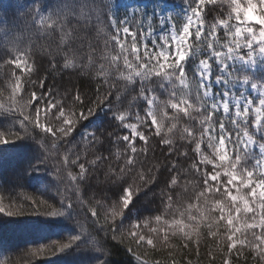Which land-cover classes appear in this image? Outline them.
I'll return each instance as SVG.
<instances>
[{
    "label": "snow or ice",
    "instance_id": "6c2138e0",
    "mask_svg": "<svg viewBox=\"0 0 264 264\" xmlns=\"http://www.w3.org/2000/svg\"><path fill=\"white\" fill-rule=\"evenodd\" d=\"M184 3L179 17L149 15L141 9L117 17L114 0H57L48 10L40 3L28 10L37 39L42 34L48 41L46 49L41 46L49 57L48 69L33 58L35 45L19 47L23 36L0 50V80L12 85L9 103L0 105V117L12 118L0 131V144L29 137L40 145V138L50 134L53 146H64L54 179L61 184L67 180L68 186L63 192L56 189L61 196L57 209L41 212L39 206L47 201L25 197L31 200L29 211L18 198L6 196L10 203L0 201V214L75 219L76 208L87 210L95 201L89 217L93 225L99 207L111 209L106 222L112 221L95 232L111 231L115 240L129 206L159 180L163 208L154 217L158 227H152V217L129 223L128 236L137 247H165L179 236L185 247L195 238L198 250L206 220L208 235L226 243L223 264H235L246 251L264 264V78L254 75L257 67L264 68V0ZM101 23L110 29L104 32L102 48L96 38ZM68 70L102 76L107 87L103 92L98 88L94 97L79 90L61 94L49 76ZM102 106L111 110V130L85 129L71 140L79 124ZM42 113L59 126L42 124ZM48 162L47 155L39 161ZM189 182L197 189V203L185 207ZM113 186L118 191L109 197ZM91 188L96 191L86 204L81 193ZM76 227L66 242L29 249L30 255L45 248L60 253L81 244L99 253L96 264H107L103 237L92 241L93 233L85 232L78 220Z\"/></svg>",
    "mask_w": 264,
    "mask_h": 264
},
{
    "label": "trees",
    "instance_id": "16d2710c",
    "mask_svg": "<svg viewBox=\"0 0 264 264\" xmlns=\"http://www.w3.org/2000/svg\"><path fill=\"white\" fill-rule=\"evenodd\" d=\"M154 0H149L151 4ZM167 2L170 6L177 7L178 10L185 8L184 0H161ZM107 2V0H105ZM42 5L43 10H48L54 7L57 0H0V50L11 48V41L21 40L19 44L22 49L28 48L29 44L35 45L32 49L34 52V59L39 58L43 62L45 69H48L47 57L44 54L41 46L47 47L48 41L43 38L42 34L37 39V29L32 27L31 20L28 19V10L33 6ZM101 29L99 36L96 38L100 41L101 48L103 47L104 32L110 29L104 23L98 25ZM5 32L8 33L5 36ZM96 35L95 33L93 34ZM220 35L223 36L221 30ZM30 37V40L27 39ZM54 47V45H53ZM31 66V61H29ZM105 73L109 72V65L105 62ZM189 70L192 68L191 60L188 61ZM18 71V70H17ZM50 71V69H49ZM44 71H41L40 76H44ZM262 72H254V75L259 78L263 76ZM23 79V78H22ZM32 79L36 80L33 76ZM55 80L56 85L61 94L74 93L79 90L82 93H87L93 96L99 88L101 92L107 87L102 86L103 77L89 74H80L76 70H68L64 72H55L49 76V82ZM39 81L37 80V85ZM27 87V85H25ZM11 83H6L0 80V105H7L11 96ZM39 90L38 88L36 89ZM163 98V97H162ZM171 111V110H169ZM143 115V112L141 113ZM113 116L109 107L102 106L86 120H83L77 129L72 133L71 140L79 139L85 129L101 131L104 129L111 130ZM12 118L7 119L0 117V131L7 129L11 123ZM41 123L50 124L53 127H58V122L49 116L45 118L41 114ZM125 134V132H121ZM148 135L149 133H145ZM35 135V134H34ZM59 135V133H57ZM137 146H140L139 141ZM59 148V154L57 152ZM91 152H95L92 149ZM116 152V149H113ZM107 155V153H104ZM159 149H157V155ZM49 157L48 165L41 164L39 161L43 156ZM58 155H64V146L57 144L53 146L52 137L49 134L47 137L40 138V145L35 139L25 137L23 139L15 140L14 142L0 144V201L5 205L10 201L6 198H18V203L23 204L31 211V200L25 197H32L37 200H45L47 204L40 205L39 211L48 212L60 207L61 196L57 194L56 189L59 188L62 192L68 186L67 180L65 183H58L53 176L55 166L58 162ZM151 156V153L149 154ZM92 158L91 153L89 159ZM154 162V161H153ZM110 163H116L115 156ZM105 170L102 168V171ZM73 172L77 171L72 169ZM63 178V177H62ZM15 183L19 179V184L12 186V180ZM103 177H101V182ZM97 187L100 185L93 181ZM83 187V186H82ZM163 187L161 181L150 185L143 192L136 197L133 203L129 206L123 219L122 226L117 233L116 239H112V232L96 233L95 229L101 226L107 228L112 223L111 219L106 222V217L111 209L96 208L99 213V219L93 225L90 217L91 208L96 207V202L92 204L87 210L83 208H76L74 215L75 219L70 216L64 217H47L43 215H22V216H6L0 214V264H96L99 253L90 249L84 248L81 244H77L63 252H57L55 249L49 250L45 248L42 253L35 256L30 255L29 249L45 246L53 241H67V239L77 233V220L83 225L85 232H92V241L97 240V236L103 237L101 243L109 251L107 256V264H223V259L227 251L226 243L217 237L208 235V228L205 223L201 224L200 231L202 233L199 239V249L197 250L195 238L193 242L185 247V241L179 236L170 238V243L165 246H157L156 248L150 246L137 247L134 242L130 241L128 236L129 223L143 220L145 217H152V227L156 228L154 217L160 214L158 208L162 209L163 205L160 201V189ZM197 189L189 182L185 192L184 205L188 203L195 205L197 203L194 192ZM95 188L88 189L81 194L84 196L85 203L91 199ZM110 192L106 195L109 197L115 195L118 189L113 186L109 188ZM71 195V192L64 193ZM218 198V197H217ZM75 199V197H73ZM211 199V198H210ZM51 205V208L48 206ZM177 207L176 205L173 206ZM201 210H203V202L201 201ZM197 210L193 208V212ZM213 215L219 216L218 212ZM165 219H170L165 217ZM184 223H187L185 221ZM116 224H119V218H116ZM145 231H147L145 229ZM223 232V229L219 230ZM132 248L133 251H128ZM211 253V255H210ZM10 257V259H9ZM139 257V259H137ZM246 257V259H245ZM21 260L18 263L15 261ZM235 264H257V261L251 256L249 252H245Z\"/></svg>",
    "mask_w": 264,
    "mask_h": 264
},
{
    "label": "rangeland",
    "instance_id": "374dc122",
    "mask_svg": "<svg viewBox=\"0 0 264 264\" xmlns=\"http://www.w3.org/2000/svg\"><path fill=\"white\" fill-rule=\"evenodd\" d=\"M141 5H143V2L140 0H123L122 3L121 2L116 3V6L114 7L113 11H114V13H117L116 10L120 7L123 10H126L127 12H131V10L136 9V6H141ZM170 12H172L171 9L163 7L160 10H157L156 14L157 15H168ZM256 71L264 73V68L257 67L254 72H256ZM262 75L263 76H261L259 78H264V74H262ZM125 134H127V133L125 132ZM10 180H12V179H10ZM13 181L14 180H12V186L20 183L19 179L16 180L15 183H13ZM144 246H150V245L145 244ZM150 247H152V246H150ZM20 261L21 260H17V261H15V263H18Z\"/></svg>",
    "mask_w": 264,
    "mask_h": 264
},
{
    "label": "clouds",
    "instance_id": "9594fccd",
    "mask_svg": "<svg viewBox=\"0 0 264 264\" xmlns=\"http://www.w3.org/2000/svg\"><path fill=\"white\" fill-rule=\"evenodd\" d=\"M248 13L251 16V13H252V9L251 8L248 10Z\"/></svg>",
    "mask_w": 264,
    "mask_h": 264
}]
</instances>
